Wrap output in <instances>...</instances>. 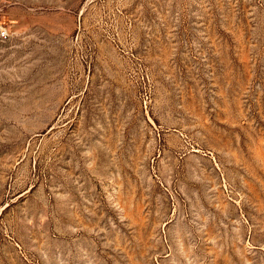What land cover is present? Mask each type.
<instances>
[{
    "label": "rangeland",
    "instance_id": "374dc122",
    "mask_svg": "<svg viewBox=\"0 0 264 264\" xmlns=\"http://www.w3.org/2000/svg\"><path fill=\"white\" fill-rule=\"evenodd\" d=\"M0 264H264V0H0Z\"/></svg>",
    "mask_w": 264,
    "mask_h": 264
}]
</instances>
